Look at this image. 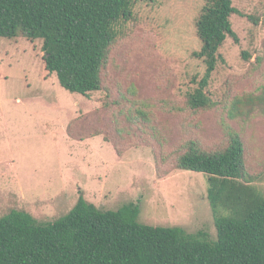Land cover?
I'll return each mask as SVG.
<instances>
[{"label":"rangeland","instance_id":"1","mask_svg":"<svg viewBox=\"0 0 264 264\" xmlns=\"http://www.w3.org/2000/svg\"><path fill=\"white\" fill-rule=\"evenodd\" d=\"M233 5L246 17L231 19L238 42L219 51L207 109L188 106L206 73L193 56L205 0H135L89 98L47 72L43 41L0 39V218L25 212L45 225L81 198L101 211L134 203L140 224L216 240L208 178L177 160L192 143L215 153L238 135L249 173L264 175V0Z\"/></svg>","mask_w":264,"mask_h":264},{"label":"trees","instance_id":"2","mask_svg":"<svg viewBox=\"0 0 264 264\" xmlns=\"http://www.w3.org/2000/svg\"><path fill=\"white\" fill-rule=\"evenodd\" d=\"M134 6L135 0H0V39L43 41L47 72L89 98L103 89L104 68L134 21ZM234 15L246 17L233 0H205L197 21L202 47L193 56L206 73L188 96L193 110L212 105L207 89L219 51L228 38L238 42ZM177 168L207 176L216 240L140 224L134 203L101 211L81 198L67 216L45 225L25 212L0 218V264H264V175L249 173L241 138L234 135L215 153L192 143Z\"/></svg>","mask_w":264,"mask_h":264}]
</instances>
